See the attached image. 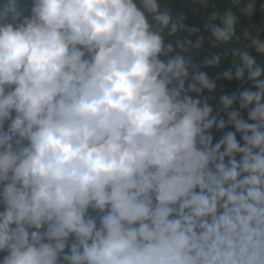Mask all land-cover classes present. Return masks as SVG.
<instances>
[{
  "label": "clouds",
  "instance_id": "clouds-1",
  "mask_svg": "<svg viewBox=\"0 0 264 264\" xmlns=\"http://www.w3.org/2000/svg\"><path fill=\"white\" fill-rule=\"evenodd\" d=\"M0 264H264V0H0Z\"/></svg>",
  "mask_w": 264,
  "mask_h": 264
}]
</instances>
